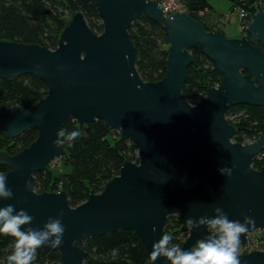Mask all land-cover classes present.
Instances as JSON below:
<instances>
[{"label": "water", "instance_id": "95a60500", "mask_svg": "<svg viewBox=\"0 0 264 264\" xmlns=\"http://www.w3.org/2000/svg\"><path fill=\"white\" fill-rule=\"evenodd\" d=\"M82 1L98 8L104 21L101 35L77 12L55 50L0 40V77L31 74L48 88L31 109L0 108L4 140L38 131L37 140L16 155L0 149V164L10 168L6 183L14 193L12 199L0 198V208L11 204L26 210L34 220L25 229L42 230L49 218L60 219L66 229L62 245L40 247L59 252V264H85L81 243L125 230L142 240L147 264H152L153 243L165 234L172 216L188 234L182 250H191L210 233L206 226L190 231L185 221L215 217L216 207L233 221L253 219L240 237L242 248L250 234L264 231V167L253 166L264 152V135L247 145L236 142L238 131L227 113L238 105L264 107V10L251 17L248 36L229 39L206 31L185 11L167 16L154 0ZM144 16L164 28L171 46L167 74L158 82L141 77L130 37L134 23ZM191 50L202 52L223 75L221 84L209 88L195 105L183 94ZM71 118L80 125L102 120L138 149V163L125 161L101 193L76 208L66 191L37 193L35 181L37 173L63 157L65 149L53 141ZM222 168L231 169V175L221 174ZM29 182L32 190L26 188ZM238 259L240 264H264V251L238 254ZM155 264L171 262L161 257Z\"/></svg>", "mask_w": 264, "mask_h": 264}, {"label": "trees", "instance_id": "16d2710c", "mask_svg": "<svg viewBox=\"0 0 264 264\" xmlns=\"http://www.w3.org/2000/svg\"><path fill=\"white\" fill-rule=\"evenodd\" d=\"M228 1L232 3L233 13L237 10L247 12L248 17L243 20V27L244 33L248 34L247 26L251 17L258 10H264V0ZM179 3L206 31L223 35L217 22L213 25L209 23L213 14V6L209 0H179ZM77 12L85 15L93 33L101 35L104 32V21L99 16L98 8L85 4L82 0H0V40L38 44L55 50L62 31ZM218 19L222 20L224 16L219 15ZM130 37L137 49L136 65L143 80H162L167 74L171 48L164 28L144 16L134 23ZM256 47L260 48V45ZM191 55L193 61L188 68L183 94L195 105L205 99L209 88L221 84L223 75L199 50H191ZM47 94L46 84L34 75H23L13 80L0 77V108L31 109ZM227 119L237 128L235 141L238 143L247 145L264 135V107L233 106L227 113ZM63 130L66 135L60 139L66 142L61 145L65 149L61 158L64 161V170H53L49 166L37 173L36 192L39 194L66 191L70 205L76 208L91 195L101 193L105 182L120 174L125 161L138 163L136 145L123 139L119 132L107 129L102 120L80 125L71 118ZM74 130L79 131L80 135L69 145L67 134ZM37 138L38 131L34 129L11 141L0 136V148L6 149L1 153L16 155ZM253 166L256 170L264 167V152L255 160ZM9 171L8 166L0 164V174L6 176ZM165 233L173 238L169 247L175 244L182 249L188 239V234L181 231L177 216L170 217ZM14 245V237L0 234V264H7V256L12 254ZM79 246L87 254L85 264H147L149 260L142 240L130 230L94 237ZM241 250L242 255L254 251L247 244ZM258 250L264 251V244ZM60 260L59 252L46 253L38 248L32 264H59Z\"/></svg>", "mask_w": 264, "mask_h": 264}, {"label": "clouds", "instance_id": "9594fccd", "mask_svg": "<svg viewBox=\"0 0 264 264\" xmlns=\"http://www.w3.org/2000/svg\"><path fill=\"white\" fill-rule=\"evenodd\" d=\"M65 135L64 130H60L57 133L58 139L53 141L54 145L66 143L65 140L60 139ZM79 135V131L75 130L67 134V143L71 145ZM220 172L230 176L232 170L222 168ZM26 188L32 190L30 182L26 184ZM13 197L14 193L7 186L6 177L0 174V198L8 200ZM214 211L218 214L215 217L203 216L198 220L188 218L185 221V226L190 231L206 226L209 236L199 239L191 250H182L175 244L169 247L173 238L165 233L153 243L149 254L152 264L161 257L171 264H240L238 259L240 237L249 230L254 221L250 217H245L243 223L230 220L220 207H216ZM33 220L34 217L26 210L17 211L14 205L9 204L0 208V234L15 238L14 250L7 256V264H32L38 248L42 246L57 248L62 245L66 229L60 219L49 218L42 230L32 227L23 228L25 225H31ZM155 231L156 228L153 227V232Z\"/></svg>", "mask_w": 264, "mask_h": 264}, {"label": "rangeland", "instance_id": "374dc122", "mask_svg": "<svg viewBox=\"0 0 264 264\" xmlns=\"http://www.w3.org/2000/svg\"><path fill=\"white\" fill-rule=\"evenodd\" d=\"M210 4L213 6V11L211 15V25L219 24L223 35L229 39L236 38L241 35H247L244 33L243 20L240 17L239 10L232 12V3L228 0H209ZM219 15H223L224 19H218ZM218 26V25H217ZM216 27V25H214ZM4 150L5 148H0ZM261 157V156H260ZM50 168L53 170L61 171L64 170V161L56 159L51 165ZM262 244H264V231H257L249 235L248 248L251 250L257 251ZM244 247V246H243ZM242 247V248H243ZM242 248L239 249L240 255H242Z\"/></svg>", "mask_w": 264, "mask_h": 264}, {"label": "built area", "instance_id": "2783aa9c", "mask_svg": "<svg viewBox=\"0 0 264 264\" xmlns=\"http://www.w3.org/2000/svg\"><path fill=\"white\" fill-rule=\"evenodd\" d=\"M154 1L159 3V5L163 9V11H165L164 13L167 16H170L171 14L176 13V12L184 11L183 6L179 3V0H154ZM239 12H240V17L242 18V20L248 17V14L246 11L239 10Z\"/></svg>", "mask_w": 264, "mask_h": 264}]
</instances>
